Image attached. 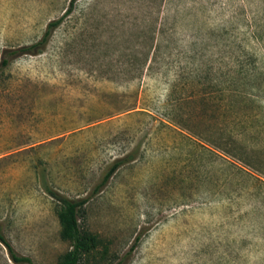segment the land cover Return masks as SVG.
<instances>
[{"label":"rangeland","instance_id":"374dc122","mask_svg":"<svg viewBox=\"0 0 264 264\" xmlns=\"http://www.w3.org/2000/svg\"><path fill=\"white\" fill-rule=\"evenodd\" d=\"M0 0V224L59 264V205L88 199L83 264H264V0ZM130 156V157H129ZM126 163L98 193L109 168ZM0 264H15L0 242Z\"/></svg>","mask_w":264,"mask_h":264},{"label":"trees","instance_id":"16d2710c","mask_svg":"<svg viewBox=\"0 0 264 264\" xmlns=\"http://www.w3.org/2000/svg\"><path fill=\"white\" fill-rule=\"evenodd\" d=\"M77 0H73L67 12L58 19L51 21L43 37L36 43L19 48L13 51H7L2 60V67L10 65V61L14 56L24 54L37 55L41 53L49 44L54 32L59 29L66 18L73 13L74 5ZM130 157V156H129ZM129 157L117 160L107 171L102 182L95 188L94 193H98L105 187L114 174L126 163ZM43 186L45 191L58 203L59 205V222L61 226L60 235L62 240L68 242L71 249L66 252L59 264H83L86 256L90 255L99 245L98 237L85 228L81 222L86 217V206L88 199H70L45 182L43 177ZM0 242L7 249L11 260L15 264H34L29 257L21 256L16 252L11 242L7 239L2 226L0 224Z\"/></svg>","mask_w":264,"mask_h":264}]
</instances>
